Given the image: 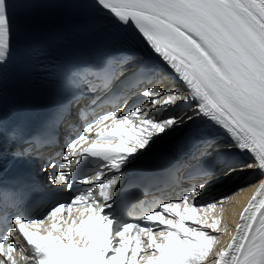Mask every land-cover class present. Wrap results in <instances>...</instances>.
<instances>
[{"label":"snow or ice","instance_id":"6c2138e0","mask_svg":"<svg viewBox=\"0 0 264 264\" xmlns=\"http://www.w3.org/2000/svg\"><path fill=\"white\" fill-rule=\"evenodd\" d=\"M95 3L124 30L113 33L112 41H141L184 87L161 89L154 78L156 62L137 59L131 51L68 72L64 83L72 101L88 94L93 110L109 94L139 84L146 85L139 94L148 103L127 109L125 101L120 111H102L92 119L77 108V117L86 122L64 145L63 163H48L55 170L48 179L65 191L74 183L95 187L53 204L41 216L0 218L13 226L0 234V264H264V0ZM21 7L0 0V69L9 61L15 9ZM189 101L194 108L183 111ZM71 109L65 97L46 129L54 131ZM215 129L227 135L224 143ZM178 131L183 132L182 164L198 179L178 197L155 200L138 215L128 216L120 205L114 209L125 170L155 138ZM4 151L0 143V158ZM89 157L91 171L82 172ZM247 170H255L259 180L230 232L225 202L244 189L218 201L197 200L210 184ZM224 235L230 239L222 245ZM12 237L16 243H10Z\"/></svg>","mask_w":264,"mask_h":264},{"label":"bare ground","instance_id":"6f19581e","mask_svg":"<svg viewBox=\"0 0 264 264\" xmlns=\"http://www.w3.org/2000/svg\"><path fill=\"white\" fill-rule=\"evenodd\" d=\"M92 1H93L92 3H89L83 7V12L87 16L92 17L97 21V27L105 30L111 26H116L115 22L110 17H108L107 13L105 11H102L99 8V6L96 3H94L95 0H92ZM32 7L33 5L29 3L26 9L17 8L15 9V11L16 13H23V12L29 13ZM43 14H48V12H44ZM51 22L59 23V25L61 26L64 25V20L58 17L52 18ZM46 24L47 23L41 18H36L34 19V22H33V25L37 27H44L46 26ZM85 30L89 31L90 29H85ZM76 32L77 34H79V37L81 35H84L85 33V31L81 29H78ZM184 111H187V110H184ZM167 115L169 114H162V116H167ZM214 131L219 133L217 135L219 141L224 139L222 133L220 132L221 130L215 129ZM170 136H173L172 139H174V142L176 144V146L174 147L178 148L179 151H183L184 145H183V132L182 131H178L177 133L172 134V135L158 137L157 139H155V142L156 143L167 142L166 139ZM258 180H259V174L255 170H247L245 172L238 173L233 178L226 180V181H222L220 185H217L220 188L222 187L219 193L215 195L212 194L213 190L216 188V187H213V189L205 197L204 196L202 198L200 197L199 200H197V203L205 204L213 200L218 201L222 197H231L234 194L238 193L240 189H244L243 192H239L235 200L225 202V221L229 225V231L234 232V226H235V223L239 219V213L240 211H242L243 207L246 205L248 198L252 195L251 189L255 186L256 183H258ZM173 198H176V196H173ZM229 239L230 237L228 235L222 236L221 238L222 245L226 244Z\"/></svg>","mask_w":264,"mask_h":264}]
</instances>
